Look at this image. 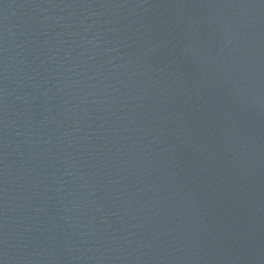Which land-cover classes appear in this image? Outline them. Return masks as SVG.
<instances>
[{
  "label": "water",
  "instance_id": "obj_1",
  "mask_svg": "<svg viewBox=\"0 0 264 264\" xmlns=\"http://www.w3.org/2000/svg\"><path fill=\"white\" fill-rule=\"evenodd\" d=\"M0 264H264V0H0Z\"/></svg>",
  "mask_w": 264,
  "mask_h": 264
}]
</instances>
